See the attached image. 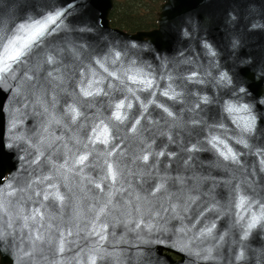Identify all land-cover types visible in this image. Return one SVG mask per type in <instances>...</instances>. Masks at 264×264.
I'll return each instance as SVG.
<instances>
[{
	"label": "water",
	"instance_id": "obj_1",
	"mask_svg": "<svg viewBox=\"0 0 264 264\" xmlns=\"http://www.w3.org/2000/svg\"><path fill=\"white\" fill-rule=\"evenodd\" d=\"M112 6L0 0L4 43L60 13L0 74V264H264V0Z\"/></svg>",
	"mask_w": 264,
	"mask_h": 264
},
{
	"label": "snow or ice",
	"instance_id": "obj_2",
	"mask_svg": "<svg viewBox=\"0 0 264 264\" xmlns=\"http://www.w3.org/2000/svg\"><path fill=\"white\" fill-rule=\"evenodd\" d=\"M60 13H57L55 16H49L45 21H37L31 25H28L27 27L21 26V31L25 32L26 35L21 37L20 35L14 36L10 39H8L7 43H4L3 41H0V74L2 73H7L8 71L11 70L12 65L20 60L22 56L25 55L26 50L31 47V45L37 41L39 37H41L45 31L48 28L49 24H53L56 22V20L59 18ZM51 59V58H50ZM134 82L136 80V77H130ZM144 83L147 84V86H151V81H144ZM86 95H90L91 93L86 92ZM123 107V103L120 105H117V109ZM246 106L244 108H234L233 106L229 105L228 106V111H246ZM117 119H120V114L119 111L116 113ZM252 127V122L250 120L245 121V128L250 129ZM106 133L107 130L105 129L101 134L105 136L106 139ZM225 155V159L229 158L231 156L232 158H235L234 153H232V150L229 148L228 152L222 153ZM86 159V157H80V163H83V161ZM111 168V166H109ZM113 178L115 176L113 175ZM47 198V197H45ZM244 199L241 198L240 201V207H243L244 205ZM0 208H2V205H0ZM39 210H37L38 214ZM261 219H264V211L257 216L253 215L252 219L248 225L249 229L253 228L256 226L257 223L260 222ZM208 231H211L209 229ZM247 235V233H245ZM103 238V237H101ZM39 239V237H37ZM91 264H96L95 257L91 258Z\"/></svg>",
	"mask_w": 264,
	"mask_h": 264
},
{
	"label": "trees",
	"instance_id": "obj_3",
	"mask_svg": "<svg viewBox=\"0 0 264 264\" xmlns=\"http://www.w3.org/2000/svg\"><path fill=\"white\" fill-rule=\"evenodd\" d=\"M163 1L113 0V7L109 12L110 24L126 32L154 28Z\"/></svg>",
	"mask_w": 264,
	"mask_h": 264
},
{
	"label": "rangeland",
	"instance_id": "obj_4",
	"mask_svg": "<svg viewBox=\"0 0 264 264\" xmlns=\"http://www.w3.org/2000/svg\"><path fill=\"white\" fill-rule=\"evenodd\" d=\"M161 5V4H160ZM157 17H158V15H157ZM156 27V26H155Z\"/></svg>",
	"mask_w": 264,
	"mask_h": 264
}]
</instances>
